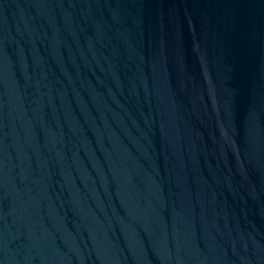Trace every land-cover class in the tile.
Segmentation results:
<instances>
[{"label":"water","instance_id":"water-1","mask_svg":"<svg viewBox=\"0 0 264 264\" xmlns=\"http://www.w3.org/2000/svg\"><path fill=\"white\" fill-rule=\"evenodd\" d=\"M0 264H264V0H0Z\"/></svg>","mask_w":264,"mask_h":264}]
</instances>
